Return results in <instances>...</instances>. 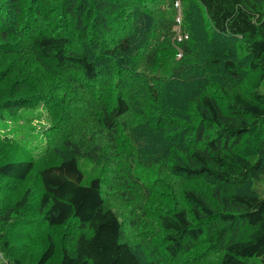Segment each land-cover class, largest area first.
Instances as JSON below:
<instances>
[{"label":"trees","instance_id":"trees-1","mask_svg":"<svg viewBox=\"0 0 264 264\" xmlns=\"http://www.w3.org/2000/svg\"><path fill=\"white\" fill-rule=\"evenodd\" d=\"M175 1L0 0V86L18 82L0 117L42 102L50 121L32 157L0 140V177L39 181L0 208L1 252L9 230L74 219L58 264H159L123 238L124 214L148 215L168 264H264V0H184L180 42ZM113 170L119 205L101 189Z\"/></svg>","mask_w":264,"mask_h":264},{"label":"rangeland","instance_id":"rangeland-1","mask_svg":"<svg viewBox=\"0 0 264 264\" xmlns=\"http://www.w3.org/2000/svg\"><path fill=\"white\" fill-rule=\"evenodd\" d=\"M176 2H178V5L175 4V7H177L175 15V20L177 21L175 26V33H186V37L183 38L185 39L188 37V32L186 30L185 25L183 26L182 23L184 0H176L175 3ZM177 18L179 19L177 20ZM200 24L201 23H199V25ZM237 46L238 43H235V47ZM180 56L181 49H178L176 57ZM10 59H12V57L8 58V62L10 61ZM1 61L2 60L0 59V63ZM8 62L6 64H0V72L2 70L8 71L9 68H6ZM252 77V74H247V76L241 79L242 81L240 82V87H246L247 80ZM15 78L17 77L14 76V74L6 78H1L2 87L0 86V104H2L11 95L10 94L6 96V94H4L3 92L13 91L14 93L15 89H18V82H16ZM259 90L264 94V79L259 85ZM36 103L37 105L35 106L28 104L23 105L20 108L12 109L13 114H8L10 111L4 110V115H6L8 118L2 119L0 117V140L4 137V135H7L9 138H11L10 141H12L13 143L17 141L20 145V143H23L24 140L27 138L25 140L27 142V146L28 143L31 141L30 147H28L29 151L26 154L28 155V157H32L35 152L42 151L44 146L43 143L46 141L43 139L44 142H41L42 139L40 138L39 140V136H36V134L39 131H44V127H47L50 124L42 102ZM16 129H19L22 132L20 136L18 133H15ZM11 155H16L15 150L12 149ZM84 163L86 164L84 166V169H88L91 165L90 162L86 160L84 162V160H81L82 168ZM37 168L38 167H35L34 170H36ZM114 172L116 171H102L103 179L101 182V189L103 191V196L107 204L119 205V201L121 200V197L119 195L122 194L120 191H124V188H121V186L117 184V178H115ZM261 185L262 182L260 186ZM27 187H30L32 190L35 189V191L39 190V181L34 172L28 175V177L24 180H17L11 178L3 179L0 177V208L10 204L13 205L15 200L20 197L22 192ZM125 192L129 193L127 192V190ZM163 199H165L166 201L168 200L167 198ZM120 206L123 208L122 205ZM32 209L33 211H35L34 208ZM140 211L143 212L142 209H140ZM32 215L36 216V213H32ZM147 217L149 216H142L140 227H138L137 221L140 217L136 219H134V217H130L128 220V218L124 214L123 219L121 218L123 227V238L126 239L131 245H133L135 252L138 253L141 258L149 256V259H156L159 264H168L162 257V254L159 251L158 244L154 242H149V238L153 237V234H151V232L153 231L154 227L150 224L147 225L146 222L142 224V222ZM22 230H25V228H20L18 229V231L9 230V232L12 233L11 240L10 238H8L10 240L11 250L9 252L10 254L1 252L0 250V262L2 264L36 263L44 246L47 243L46 238L48 237L51 238L55 246L53 256L45 264H58V261L60 259L59 249L62 246L70 248L73 244V238L80 231L79 227L77 226V222L74 221V219H70L60 226L44 227V233H41L40 230L37 229H31L29 233H27L26 231L23 232ZM16 258L19 261L14 260Z\"/></svg>","mask_w":264,"mask_h":264},{"label":"built area","instance_id":"built-area-1","mask_svg":"<svg viewBox=\"0 0 264 264\" xmlns=\"http://www.w3.org/2000/svg\"><path fill=\"white\" fill-rule=\"evenodd\" d=\"M175 4L178 5V2H176ZM178 19L179 18H177V20ZM184 37H186V33H175V39L177 38L176 41H181Z\"/></svg>","mask_w":264,"mask_h":264}]
</instances>
